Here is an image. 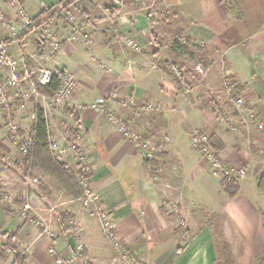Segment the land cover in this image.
Instances as JSON below:
<instances>
[{
    "label": "crops",
    "instance_id": "0c3cea01",
    "mask_svg": "<svg viewBox=\"0 0 264 264\" xmlns=\"http://www.w3.org/2000/svg\"><path fill=\"white\" fill-rule=\"evenodd\" d=\"M59 1L20 3L32 19L48 9L74 18V23L49 22L62 42L60 48L51 41L41 45L39 33L26 34L18 26L17 35L8 38L9 50L32 73L40 68L72 73L76 89L60 107L33 94L35 76L10 90L11 121L19 138L34 133L42 111L50 144L69 150L60 162L79 170L70 148L76 145L84 151L93 171V189L113 214L119 238L143 264H214L216 248L206 223L209 214L218 212L225 213L246 240L242 264H257L264 248V190L257 186L264 174V130L249 109L264 119V0H151L150 9L128 8L123 0L116 18L113 0H82L67 10ZM10 20L18 24L15 15ZM160 30L172 38L165 46L158 39ZM85 35L92 37L91 44ZM184 47L187 53H182ZM165 62L182 63L188 84L184 90L173 69L164 68ZM8 76L4 71L1 77ZM239 98L247 102L241 110L236 107ZM100 99L106 107L96 112L91 105ZM115 117L124 118L132 133L151 144L152 161L120 131ZM7 123L6 111L0 108V196L11 195L16 209L8 214L0 205V256L5 244L17 245L25 264H57L50 249L55 247L58 257L76 256L70 240L77 232L87 256L84 261L76 256V264L106 261L98 217L61 187V198L51 202L40 184L28 183L38 177L23 176V157L7 133ZM194 131L208 134L213 149L235 172V197L192 147ZM240 170L246 171L244 177L237 176ZM34 174L45 175L39 169ZM28 204L32 211L21 218L17 212ZM63 212L75 217L66 226L59 220ZM97 232L99 240L93 242ZM16 233V240L8 243ZM183 236L192 239L184 245ZM13 261L14 255L5 253L0 264Z\"/></svg>",
    "mask_w": 264,
    "mask_h": 264
},
{
    "label": "built area",
    "instance_id": "2783aa9c",
    "mask_svg": "<svg viewBox=\"0 0 264 264\" xmlns=\"http://www.w3.org/2000/svg\"><path fill=\"white\" fill-rule=\"evenodd\" d=\"M114 5L116 7L123 5V0H114ZM15 14L18 24L13 23L10 18ZM66 16V19L70 23H74V18L69 15ZM18 26L23 29L31 28L32 32L39 33V42L41 45H45L47 42L51 41L55 48L58 49L61 47L62 42L59 40L54 33L51 32L49 28V23H43L38 27L33 26V19L27 14L26 10L20 3V0H0V108L6 111L8 123L5 125L7 133L10 136L11 140L19 145V151L22 157H26L30 150L34 147L36 142V132L26 138H19L18 128L11 121L12 111L9 109L11 106L10 90L19 89L25 81L31 79L35 75V72H30L23 67L21 60L11 54L9 50L8 38L14 37L18 33ZM6 28L8 33L2 30ZM85 41L88 44L92 43V37L90 35L84 36ZM73 40H77L76 37H73ZM4 71H9V76L6 79H2ZM53 73L47 68H41L38 72L37 78L31 83L33 94L38 95L36 92V87L48 86L53 78ZM76 89V78L72 73H64L60 88L55 93L51 101L56 106H63L70 100L73 96V93ZM45 98V97H43ZM236 105L240 109H244L247 105L245 98H239L236 101ZM106 102L104 99L98 100L96 103L91 105V109L96 112H101L105 109ZM251 118L255 121L257 127L260 130H264V119L260 116L258 111L251 108L249 109ZM114 122L118 125V128L121 132L130 138L135 144L140 148L141 153L146 161H152L155 158V150L150 143L144 141L139 134L132 133L128 127L127 122L120 118L115 117ZM190 141L194 150L199 153L202 157L207 159L212 166V175L217 179H225L230 177L235 172L229 169L225 163L222 161L218 153L213 149L211 145L210 136L203 132L194 131L190 134ZM51 150L55 154L58 160L64 158L68 149L60 147L57 144L51 145ZM74 153L75 160L78 162L79 166L86 171H92L91 164L88 162L87 156L84 151L80 150L76 145L70 148ZM68 167V166H67ZM246 175L245 170H240L237 173V176L244 177ZM37 179H28V183L36 184ZM81 187L84 191L83 202L86 206L93 208V213L97 215L101 223V229L104 236L110 241L112 246L119 252L121 255H127L130 251L122 238L118 236L117 224L115 222L114 216L109 211H105L104 208L99 206V197L96 195L92 189L90 179L81 181ZM0 205L5 208V211L8 214L16 212L14 209V198L5 194L0 196ZM32 211L31 205L24 206L21 210H18V215L21 218H27L28 213ZM28 221L30 223H35L33 217H29ZM36 224H40L37 222ZM72 244V242H71ZM73 245V244H72ZM74 246L75 252L78 253L82 250V246ZM3 251L9 254L17 253V245L5 244L2 248ZM129 251V252H128ZM50 255L55 258L57 264H76L75 256H70L67 258L58 257L57 251L55 248L50 249ZM138 260V259H137ZM135 264H140L134 260Z\"/></svg>",
    "mask_w": 264,
    "mask_h": 264
},
{
    "label": "rangeland",
    "instance_id": "374dc122",
    "mask_svg": "<svg viewBox=\"0 0 264 264\" xmlns=\"http://www.w3.org/2000/svg\"><path fill=\"white\" fill-rule=\"evenodd\" d=\"M80 1H82V0H69V3L70 4L72 3L71 5H73V7H76V6L80 5ZM125 1H127V2H125V5H127L128 8H131L133 6L139 8L138 5L132 4V0H125ZM113 5H114V0H113ZM151 7H152V2L150 0V8ZM50 10L53 11V9H50ZM13 15H15V14H13ZM50 21H59V20H52V19L48 18L43 23H49ZM175 31H177V30H175ZM158 32L160 33L158 35V39H160V41H162L163 46H165L169 40H172L171 36L169 37L167 34H161L162 33L161 30ZM38 38H39V36H38ZM184 48H185L184 52H183V49H181L182 53H187L189 48L188 47L187 48L184 47ZM175 65L178 66L179 70L180 69L182 70V63L181 62L180 63L176 62ZM40 69L35 71V75H34L35 80L37 78V75H38V72ZM236 107H237V105H236ZM237 109H240V108H237ZM122 119H124V118H122ZM12 142H14V141H12ZM52 153H53V151H52ZM45 163L48 165V170H45V168H44ZM50 163H51L50 160L47 159L46 161L43 162V165L42 164L37 165L33 169V171L31 172V174H28V175H31V176L35 175L36 177H38V179H37L38 182L34 185L39 187V184H40V188L43 187L42 192L45 191L44 194L46 193L49 196L48 198L50 199V201L55 202V199L59 200L61 198V196L59 197V195H58L59 192L61 191V188H63V189H66V188L64 187L65 186L64 183H62V181H64L61 178L62 176L60 175V173H58L57 171L54 170V167ZM36 169L43 171L45 173V175H42V177H39V175L34 174V171ZM81 169H82L81 166H79V170H81ZM41 174L42 173H40V175ZM28 175L26 174V172L23 174V176L26 178L28 177ZM81 189H82V187H81ZM92 189H93V187H92ZM94 192L96 193L95 190H94ZM66 193H67V191H66ZM96 195L99 197V195L97 193H96ZM57 197H59V198L57 199ZM74 199L77 200L76 198H74ZM78 199L81 201L77 202V204H80L84 209L86 208V209L90 210L92 213L94 212L92 207L86 206L83 202V199H84L83 189H82V196H80V198H78ZM99 202H100L99 206L104 208L101 204L100 197H99ZM55 207H56V211L61 212L62 208L60 206H55ZM104 209H105V211H109L106 208H104ZM65 213L66 212L60 213V215L65 214ZM93 214H95V213H93ZM60 215H59V217H60ZM208 218H209V220L206 224H207V227L210 229V231L213 235L212 236V243H213L214 248H216V258H215L214 264H242L243 259L246 256L244 253L245 246H246L245 245L246 240L244 238L240 237V235L237 232H235V229L233 230L234 225H232L231 221L225 215V213L218 212V213H214L211 215L209 214ZM100 225H101V223H100ZM185 226L186 225H184V227ZM102 234H103V232H102ZM226 235H228V236L226 237ZM102 237H103V239L101 238L102 241H105V242H100V244L101 243L104 244L103 248H104V252L107 254V258H106V261H104V262L101 261L98 264H135L134 260H136L140 264H143L142 262L137 260L138 257L136 258L129 251H128L129 253L126 256L121 255L119 252L116 251V249L112 246V244L104 236V234ZM183 238L184 239H182V240L184 242L183 243L184 245H186L185 241L192 239L190 236H188L187 238L183 236ZM98 240H99V232H97L96 235L92 238L93 242H98ZM70 241L72 242L73 245L79 246V245H81L82 238H81V236L77 237V232H74L71 234V240ZM195 247L197 250L199 249L200 239L197 240ZM52 248H55V247H52ZM86 254H87L86 249L84 247H82V250L79 251L78 253H76L75 255L78 257L82 256V257H80V259L82 261H84L86 256H87ZM76 256H75V259H76ZM258 259H259V262H258ZM82 263L86 264L84 262H82ZM257 264H264V248L262 250H260V252L257 255Z\"/></svg>",
    "mask_w": 264,
    "mask_h": 264
},
{
    "label": "trees",
    "instance_id": "16d2710c",
    "mask_svg": "<svg viewBox=\"0 0 264 264\" xmlns=\"http://www.w3.org/2000/svg\"><path fill=\"white\" fill-rule=\"evenodd\" d=\"M136 5L139 6V8L142 9H149L150 8V0H133ZM59 4L63 8V10H67L70 3L69 0H60ZM112 10V17L116 18L118 15V8L113 5L111 8ZM52 19V20H66V16L62 15V13H57L54 11H51L50 9L44 10L41 14L33 18V26L38 27L40 26L46 19ZM151 26L153 27V23L151 22ZM32 27L27 28L24 30V33H31ZM159 54V51L157 52ZM164 68H171L173 69L174 76L176 78V83L180 87V89L184 90L188 84L184 80V77L179 70L178 66L175 64H170L168 62L163 63ZM64 73L59 72L55 73L53 75L52 81L48 86H40L38 85L36 87V92L39 96L45 97L48 99H52L55 95V93L60 88L62 78ZM32 81H35V78L31 79ZM212 107L216 109V105L213 103H209ZM65 113L67 110L65 109ZM75 115V114H74ZM36 142L34 147L30 150L29 154L26 157H23V166L26 171V174H31L33 169L47 159L50 160V164L54 167V170L60 173L62 176V183H64L65 190L74 198L78 199L80 196H82V189H81V181L91 179L93 176V171H86L84 169L81 170H75L70 169L67 167L66 164L60 162L57 157L52 153L51 151V144H50V134L48 129V122L45 119V115L42 111H39L37 114V121H36ZM153 166H156L153 164ZM45 170H48V165L45 163ZM31 176V175H28ZM223 184L226 186V191L229 194L231 198L235 197L239 191L237 182L230 177H226L223 179ZM257 186L259 189L264 190V174L258 178L257 180ZM74 216L72 214H61L59 217L60 223L62 226H66L68 222L71 220H74ZM17 233L15 235L9 236L8 243H11L16 240ZM181 250V249H180ZM6 252L2 251V254L0 256V260L4 258V254ZM73 253L76 254L75 250L73 249ZM82 256H79V258ZM259 262V259H258ZM13 264H25L24 259L22 258L21 254L15 253L14 254V261Z\"/></svg>",
    "mask_w": 264,
    "mask_h": 264
}]
</instances>
